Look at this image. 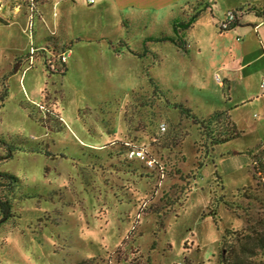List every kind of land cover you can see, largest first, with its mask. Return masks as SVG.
I'll return each instance as SVG.
<instances>
[{
	"label": "rangeland",
	"instance_id": "rangeland-1",
	"mask_svg": "<svg viewBox=\"0 0 264 264\" xmlns=\"http://www.w3.org/2000/svg\"><path fill=\"white\" fill-rule=\"evenodd\" d=\"M50 3L0 0V94L8 89L0 135L37 146L9 161L0 147V171L22 187L9 195L14 217L0 226V264H220L225 230L245 229L249 202L264 200L252 160L239 155L264 150V77L255 104L243 100L247 81L225 82L224 68L247 49V31L220 26L240 5L238 22L258 23L248 9L264 5L189 0L108 20L85 2L73 13L77 27L57 29ZM205 6L185 32L189 53L148 43L140 57L143 39L173 35L175 21ZM184 100L198 118L228 111L241 138L212 147L173 108ZM5 189L0 181V196ZM25 193L34 197L21 199Z\"/></svg>",
	"mask_w": 264,
	"mask_h": 264
},
{
	"label": "trees",
	"instance_id": "trees-1",
	"mask_svg": "<svg viewBox=\"0 0 264 264\" xmlns=\"http://www.w3.org/2000/svg\"><path fill=\"white\" fill-rule=\"evenodd\" d=\"M32 1L33 3L39 4H44L46 2V0ZM207 8L210 9L209 6L199 9L188 20L182 19L175 21L173 23V35L162 33L157 36L145 38L143 41L144 50L142 54H140V57H144L148 53V43L158 44L170 42L183 52L189 53L190 49L185 39V32L193 27ZM242 10L243 6L232 11L235 15V19L224 22V24L220 26V31L227 32L239 26L237 13H242ZM248 10H252L254 15L264 20V6L261 9L252 7ZM64 53L65 51L60 53V58L63 57ZM18 70V66L15 65L9 74H14ZM150 81L152 82V78ZM155 84L158 88L161 86L158 81ZM162 88L159 89H161L166 97H168V94H172V91L168 89L164 91V88ZM227 90L228 89L225 88V91ZM7 95L8 89L7 86H5L0 94V108L3 106ZM173 108L179 111L181 117L191 119L195 124H198L199 129L204 132L212 147L239 139L242 136V132L237 128L228 111L217 110L208 116L198 118L196 114H194L192 107L189 106L188 100L174 103ZM0 147L4 150L5 159L9 161L14 158L17 151L34 152L37 146L33 145L30 140L21 139L19 137L7 139L5 136L0 135ZM42 152L46 157L52 156L47 150H42ZM239 155L247 156V160H244L243 163L248 162V159L252 160L254 170L253 178L258 181V186L261 185L264 191V183L262 182L264 178V150L260 151L259 145L245 152H240ZM215 174L217 177L219 176L217 172ZM0 181H2L6 187L4 195L0 196L1 226L8 223L14 217L12 198L9 197V195L15 196L16 192L21 190L22 187L20 179L9 172L0 171ZM33 197L34 196L25 193L22 194L21 199ZM247 199L249 201L256 200L251 196H247ZM225 205L229 209H234L233 205L229 202H225ZM252 210H257L256 215L250 213ZM245 214L247 215V227L245 229L241 231L233 229L225 230L219 253L220 264H264V200L259 201L258 206H252L249 202ZM76 264H93V262L91 260H83Z\"/></svg>",
	"mask_w": 264,
	"mask_h": 264
},
{
	"label": "crops",
	"instance_id": "crops-1",
	"mask_svg": "<svg viewBox=\"0 0 264 264\" xmlns=\"http://www.w3.org/2000/svg\"><path fill=\"white\" fill-rule=\"evenodd\" d=\"M187 1L189 0H96L95 4L99 6L97 8L98 12L102 13L104 18L108 20L115 13L119 19L122 16H131V14H136L137 16L131 18L141 19L151 12L168 11L172 8L179 9ZM255 2L264 5V0H255ZM95 4L92 6L94 7ZM86 5L91 6L87 3ZM50 7L52 8V26L57 27V29L59 27L66 28L67 25L77 27V24L73 22V13L77 9H85V0H51ZM254 17L259 20L258 23L253 21L239 22L240 28L247 31V35H243L247 37V49L243 51V56H240L239 60L234 62L233 67L224 68L226 83L231 84L234 81L240 80L247 81V95L243 100H247V102L254 100L252 104L262 101V98L259 100V84L264 77V55L262 52L264 37L260 34V30L264 27V20L258 18L256 15ZM66 35L70 36L68 33ZM237 153L239 152L236 151L233 154H229L235 155Z\"/></svg>",
	"mask_w": 264,
	"mask_h": 264
},
{
	"label": "built area",
	"instance_id": "built-area-1",
	"mask_svg": "<svg viewBox=\"0 0 264 264\" xmlns=\"http://www.w3.org/2000/svg\"><path fill=\"white\" fill-rule=\"evenodd\" d=\"M85 2L89 5H93L95 4L96 0H85ZM228 20H234L235 19V15L232 13V12H229L228 14ZM262 52H263V55H264V46L262 48ZM261 86L264 87V79L261 83ZM166 125L165 124H162V130L165 131L166 130ZM134 154H136L138 157H142L143 156V153L140 152V151H135ZM263 181H264V178H263Z\"/></svg>",
	"mask_w": 264,
	"mask_h": 264
}]
</instances>
